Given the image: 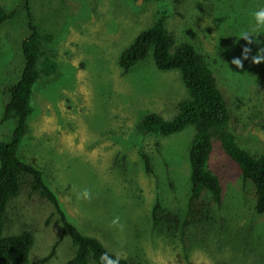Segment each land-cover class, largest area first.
<instances>
[{"label": "rangeland", "instance_id": "1", "mask_svg": "<svg viewBox=\"0 0 264 264\" xmlns=\"http://www.w3.org/2000/svg\"><path fill=\"white\" fill-rule=\"evenodd\" d=\"M261 6L264 0H0L1 11L15 10L0 24V143L15 128V120L2 121L7 90L20 78L23 42L35 29L49 37L42 51L57 70L33 87V114L18 156L42 173L68 222L130 264H264V214L255 211L254 186L219 141L213 139L209 169L219 178L221 203L204 192L191 206L194 127L169 137L138 130L149 113L177 115L188 98L180 73L161 72L149 58L123 74L118 63L136 36L163 17L176 44L192 45L209 62L236 142L263 155L264 62L254 64L252 57L264 48V33L258 43L236 38L254 25L250 12ZM243 47L250 53L237 68L231 61ZM83 188L91 199H76ZM114 217L118 225L111 224ZM26 230L34 236L28 264L72 259V240L62 237L53 207L28 187L11 200L2 236Z\"/></svg>", "mask_w": 264, "mask_h": 264}, {"label": "trees", "instance_id": "2", "mask_svg": "<svg viewBox=\"0 0 264 264\" xmlns=\"http://www.w3.org/2000/svg\"><path fill=\"white\" fill-rule=\"evenodd\" d=\"M162 1V0H143ZM15 15V10L8 13L0 10V24ZM42 36L37 30L23 42L24 67L18 82L7 92L9 102L5 106L3 123L15 120L11 137L0 143V264H28L34 243L33 233L23 231L19 234L2 236L5 215L12 199L17 197L24 187L30 193L38 194L53 207L61 224L62 237L69 235L74 255L67 264H99L102 252L111 255L97 240L82 235L70 224L61 209L57 197L44 182L42 173L23 162L18 150L29 132L28 119L33 114L31 104L33 87L45 76H52L57 65L42 51ZM153 60L157 70L178 71L187 90L188 98L179 104V112L171 119H164L158 114L143 116L138 124L139 132L169 137L193 126L195 133L189 147L190 165V205H196L204 192L211 196L212 202L220 204L222 187L219 178L209 169V159L213 150V139L219 141L224 153L238 166L244 181L252 182L255 189L257 214H264V154L252 155L242 148L229 131L230 113L217 80L210 69L209 62L188 43L176 44L172 34L165 27L164 18L160 17L151 27L139 33L132 44L119 57V66L123 74L129 73L139 63ZM146 174L152 173L151 164L146 154L141 155ZM161 210L159 201L153 208V224ZM62 237L60 240H62ZM52 249L50 259L56 250ZM120 264H130L120 259Z\"/></svg>", "mask_w": 264, "mask_h": 264}, {"label": "clouds", "instance_id": "3", "mask_svg": "<svg viewBox=\"0 0 264 264\" xmlns=\"http://www.w3.org/2000/svg\"><path fill=\"white\" fill-rule=\"evenodd\" d=\"M250 16L254 21V25L248 29L241 30L236 36L237 39H244L248 44L258 43L255 38L264 33V6L250 12ZM251 37V39H250ZM250 48L243 47L240 58H234L231 63L237 68L241 67L242 59H248ZM264 62V48L257 50L256 54L252 57V63L258 64ZM77 200L87 201L91 199V193L89 189L83 188L79 192L75 193ZM119 217H114L111 221L112 225H118ZM121 256L113 255L110 256L107 252H102L99 256V264H120Z\"/></svg>", "mask_w": 264, "mask_h": 264}]
</instances>
